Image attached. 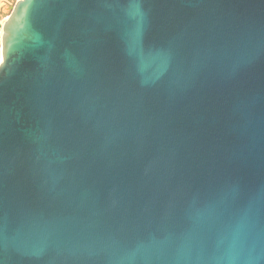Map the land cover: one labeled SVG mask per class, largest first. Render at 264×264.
Here are the masks:
<instances>
[{
	"label": "water",
	"instance_id": "95a60500",
	"mask_svg": "<svg viewBox=\"0 0 264 264\" xmlns=\"http://www.w3.org/2000/svg\"><path fill=\"white\" fill-rule=\"evenodd\" d=\"M0 27V264H264V0Z\"/></svg>",
	"mask_w": 264,
	"mask_h": 264
},
{
	"label": "rangeland",
	"instance_id": "374dc122",
	"mask_svg": "<svg viewBox=\"0 0 264 264\" xmlns=\"http://www.w3.org/2000/svg\"><path fill=\"white\" fill-rule=\"evenodd\" d=\"M17 0H0V19L6 16Z\"/></svg>",
	"mask_w": 264,
	"mask_h": 264
},
{
	"label": "bare ground",
	"instance_id": "6f19581e",
	"mask_svg": "<svg viewBox=\"0 0 264 264\" xmlns=\"http://www.w3.org/2000/svg\"><path fill=\"white\" fill-rule=\"evenodd\" d=\"M8 15H9V13L6 16H4L2 19H0V23H2L4 20H6L8 18ZM2 35H3V31L0 27V59L2 57V55H1V37H2Z\"/></svg>",
	"mask_w": 264,
	"mask_h": 264
}]
</instances>
